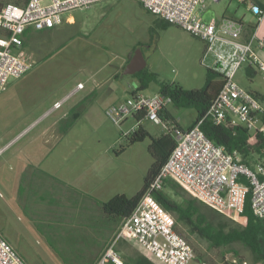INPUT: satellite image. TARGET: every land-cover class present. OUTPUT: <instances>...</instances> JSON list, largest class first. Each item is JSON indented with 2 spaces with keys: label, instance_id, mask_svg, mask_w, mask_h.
Here are the masks:
<instances>
[{
  "label": "rangeland",
  "instance_id": "1",
  "mask_svg": "<svg viewBox=\"0 0 264 264\" xmlns=\"http://www.w3.org/2000/svg\"><path fill=\"white\" fill-rule=\"evenodd\" d=\"M212 5L218 15L225 12L231 18L253 20L249 7L247 9L241 0H218ZM152 18L136 1L103 0L86 8L66 11L62 14L60 25L50 31H33L34 35L26 40L24 56L32 61L33 66L25 75L12 80L9 90L6 89L0 94V122H10L18 117L20 127H26L55 99L63 97L78 81L83 82L85 89L48 117L47 120L51 119L54 126L59 125L60 118H56L68 110L82 93L93 90V79L102 84H98L92 98H86L82 102L90 104L88 111L81 112L64 135L63 141L55 142L60 148L63 142L68 141L73 161L77 158L82 160V170L85 172L81 174L84 179L81 180L78 168L66 171L64 165L55 166V173L65 178L53 175L49 181L50 186L57 192V198L55 204L50 205L48 216L43 212L41 219L29 218L16 206V201L13 202L8 197L7 183L0 182V213L5 212L8 215L2 218L7 230H4L5 234L1 230L0 232L7 240L17 241L15 245L21 250L18 253L27 264H94L96 253L109 238V242L115 240L120 230L115 222L104 218L97 200L103 201L117 193L132 196L143 185L144 177L153 161L148 151L150 138L146 137L120 150L126 141L124 131L135 120L128 116L117 125L105 115L102 108L106 99L124 100L130 94L128 84L131 85V81L136 80L132 74H124L120 79L104 83L105 78L116 70V66L123 65L128 60V53L134 48V52H137L141 45L139 50L147 56L148 69H153L158 74V81H175L185 88L203 86L207 65L202 63L203 41L176 25H170L164 30L158 28V36L151 37L149 26ZM155 44L157 45L154 46ZM245 68L244 65L236 72L235 80L247 89H264L261 75L256 73L251 80ZM157 82L152 81L142 90L143 93L157 91ZM109 84L115 85L113 93L109 92ZM39 97L44 99L35 107L34 98ZM171 110L183 126L189 125L196 116L193 108L172 105ZM142 125L151 135H158L161 128H164L161 124L153 125L149 121H143ZM39 127L40 125L35 124L21 139L30 149L35 146H31V139ZM57 152L56 147L53 156ZM94 161L101 167L95 169ZM94 175L98 176V182L104 184L102 187L106 186L103 190L99 187L98 190L91 189V193L78 189L77 185L80 184L90 186L91 177ZM44 184V180H37L34 186L40 187ZM65 190H72L68 198L64 197ZM166 191L176 200H180V196L170 188H166ZM87 198L93 199L97 204ZM206 210L213 223L225 224L226 229L238 224L232 212L220 214L208 208ZM178 229L193 250L204 261H209V264H224L223 258L232 261L241 258L247 264H261L254 262L251 252L240 243L210 247L206 241L188 235L181 229V225ZM132 240L137 242L134 238ZM11 245L16 249L12 243ZM132 249L136 248L126 245L120 253L126 254ZM152 259L156 264H164L153 255Z\"/></svg>",
  "mask_w": 264,
  "mask_h": 264
},
{
  "label": "built area",
  "instance_id": "2",
  "mask_svg": "<svg viewBox=\"0 0 264 264\" xmlns=\"http://www.w3.org/2000/svg\"><path fill=\"white\" fill-rule=\"evenodd\" d=\"M100 1L103 0H26L16 4L0 0V29L8 32L0 35V93L6 90L11 79L20 78L33 66L24 56L23 33L27 28L41 30L57 26L66 11L86 8ZM136 1L146 11L201 39L205 44L202 61L211 54L208 67L219 71L223 82L205 115L195 125L187 129L173 127L175 145L169 156L131 213L123 219L116 239L106 245L94 264H124L116 248L122 233L134 238L164 264H209L196 258L191 245L175 230L173 216L161 207L153 192L173 178L208 205L233 212L243 210L249 194L252 213L264 222V163H245L238 150L228 151L200 128L203 119L209 117L215 124L240 123L264 137V106L260 98L235 80L242 66L251 65L264 81V60L258 53L264 41L254 32L242 38L243 26L238 20L212 18L204 21L202 13L208 1L218 0ZM249 9L258 22L264 16V6L251 2ZM83 87V82H77V89ZM64 101L57 100L53 105L59 108ZM169 102V97L160 92L145 94L133 89L124 100L106 106L104 113L117 125L135 114L161 124L164 122L159 112ZM133 129L135 127L124 134ZM0 264H27L1 232Z\"/></svg>",
  "mask_w": 264,
  "mask_h": 264
},
{
  "label": "trees",
  "instance_id": "3",
  "mask_svg": "<svg viewBox=\"0 0 264 264\" xmlns=\"http://www.w3.org/2000/svg\"><path fill=\"white\" fill-rule=\"evenodd\" d=\"M3 1H13L16 4H23L26 0ZM170 25L172 24L163 19L157 20L156 27L153 26L150 28L151 37L157 35L158 28L164 29ZM54 27L41 30L26 29L23 33V45H25L26 40L30 39L31 35H34L32 33L33 31H50ZM7 34V31L0 29V35ZM245 72L251 80L253 76L258 73L251 65H246ZM132 75L138 79V90H144L152 81H158V74L149 70L147 66ZM222 82V74L216 69L206 66L205 81L200 88H185L175 81H158L157 84L159 87L158 91L169 97L170 102L175 107L193 108L196 111L195 118L191 120L188 126V128H191L205 115L209 106L217 96ZM248 90L260 98V94L256 90L252 88ZM75 107L76 108L68 110L67 113L60 118L59 121L61 125L59 124L58 129L61 134H65L73 126L74 122L83 111L82 107L79 109V105ZM141 116V114H135V119L140 120ZM159 116L167 128L165 132L158 135H151L147 129L140 124L127 134H124L126 138L125 145H122L120 148V150H124L133 143L140 142L146 137L150 138L148 151L153 161L144 177L141 189L132 196H128L124 193H117L109 200H97V203L100 205L99 209H101L104 218L109 222H115L119 229L121 228L123 219L131 213L175 145V139L171 131L173 127H181V125L177 122L176 118L168 112L166 106L159 112ZM200 128L214 142L224 145L228 151L238 150L245 163H264V137L260 132L251 131L240 123L227 122L215 124L209 117L203 119L200 123ZM166 188H170L175 194L179 195L180 200L173 198L166 191ZM153 196L163 209L169 211L174 216L175 230L179 231L178 228L179 225H181V229L188 235H193L206 241L210 247L217 248L228 246L235 242L240 243L251 252L254 262L264 264V222L255 217L252 213L249 194L246 196L242 211H229L237 218L238 224L228 229L225 228V224L213 223L209 219V212L206 209H211L220 214L226 211L203 202L192 194L184 185L173 178L167 179L161 189L153 192ZM132 239L133 238L128 234L122 233L116 241V248L120 252L124 250L126 245L136 248L132 249L129 253L122 254L124 264H156L152 259V254L148 251H144L140 243L138 241L133 242ZM194 253L199 260L204 259L200 254L198 255L196 251ZM234 253L237 255L238 252L235 250ZM223 261L224 264H242L243 260L238 258L235 262L223 258Z\"/></svg>",
  "mask_w": 264,
  "mask_h": 264
},
{
  "label": "crops",
  "instance_id": "4",
  "mask_svg": "<svg viewBox=\"0 0 264 264\" xmlns=\"http://www.w3.org/2000/svg\"><path fill=\"white\" fill-rule=\"evenodd\" d=\"M1 1H3V0H1ZM133 1H136V0H133ZM3 2H13V1H3ZM214 2H217V1H209L207 6H206V9L203 11L202 18L204 21H209L212 18H215V19L231 18V17H229L230 15L226 16L225 12H223V14H221V15L216 14L214 7L212 5ZM241 2L247 7V9H248L249 4L251 2H254L260 6H264V0H241ZM136 3H138V5L143 10H145L138 1H136ZM146 12L149 13L153 17L151 20V25L149 26V30H150L151 27H153V26L156 27V21L160 20L161 18L153 15L152 13H150L148 11H146ZM250 12H251V10H250ZM251 14L253 16V20H251V21H245V19L241 18V17H234V18L232 17L231 19L238 20L242 24V26H243L242 38H248L252 34V32H254L258 39H261L264 41V16L258 22L256 16L252 12H251ZM169 27L170 26H168L164 29H167ZM164 29L160 28V30H164ZM27 30H34V29L27 28ZM150 39H151V37H150ZM203 44H204V42H203ZM156 45L157 44H155L154 46H156ZM139 47L141 49V45ZM149 47H151V46H149ZM134 49H132L128 53L127 62H124L123 65L116 66L115 67L116 70L105 78L104 83L109 82V80L111 81V80L120 79L121 75L122 76L124 75L123 70H124L126 64L128 63L130 57L132 56L131 52H133ZM204 50H205V44H204ZM258 53L261 56V58L264 60V46H262L261 48L258 49ZM140 54H141V57L144 58V60H145L144 67L147 66L149 68L147 56L142 51H140ZM211 57H212V55L210 54V56L207 57V62L202 61V63L207 64L205 66H208L209 62L212 59ZM151 70L153 71V69H151ZM259 75H260V73H259ZM102 78H104V77H102ZM15 79H18V78H15ZM15 79H11L9 81L6 89L9 90V88L12 84L11 83L12 80H15ZM78 82H81V81H78ZM93 82L95 83V87L93 88V90L90 89L89 92L82 93L80 95L79 99L77 101L73 102V104H71L69 106L68 110H70L72 108H76L75 106L79 105L80 108L79 107L78 108L81 109V107H82L83 113H86L88 111L90 104L89 103H82V102L86 98H92V96L95 95L94 91L97 89L98 84L102 85V84L98 83L96 79H93ZM76 84L66 94H64L63 97L55 99L51 103V105H49L46 109H44L39 114L38 118L35 119L33 121V123H31L30 125H27L26 127H23V128L20 127V124L18 123L19 122L18 117H16V119H14L10 122H5V123L0 122V182L7 183L6 187L8 188V190L6 192L8 193V197L11 200H13V202L16 201V206H18L21 209V211L23 213H25L31 219H37V218L41 219V217H42L41 213L43 214V212L45 214L47 213L46 215L48 216V214L50 212L49 211L50 205H54L56 202L57 192L49 184V181H50V179L52 180L53 175H57V173H55V171H54L55 166L64 165V169L66 171H70L72 168H78L79 169V179L84 180V179H82V176H81V174L83 172H85L84 170H82V165H83L82 160L80 161V160H78L79 158H77L76 160L73 161V153H70L71 146L69 145V142L68 141L63 142V144H61V146H63V148L61 146L59 148V144L55 143L57 141L59 143L61 141H63L64 135L66 133L61 134L59 129H58L59 125L57 124L56 126H54V123L51 119L47 120L48 117H50V115H53L56 110L60 109L65 102L70 100L79 91L85 89V85L83 88L77 89ZM138 84H139V82H138L137 78H136V80H132L131 85L128 84L129 92H131L133 89H138ZM114 88H115V85L109 84V92L111 91L113 93ZM158 89H159V87H158ZM158 89L154 93L159 92ZM253 89L256 90L260 94L259 95L261 98L260 100L264 106V89L258 88V87L253 88ZM139 91H142V90H139ZM2 93H0V94H2ZM106 93H107V91H106ZM151 94H153V93H151ZM34 99H36L35 100V107H36L38 104L40 105V102H42L44 98L41 99L39 97V98H34ZM57 100H65L63 102L62 106L59 108H55L53 105L54 102ZM120 100L121 99H113V100L109 101L106 99L102 103L103 104L102 105L103 110L109 104L116 103ZM172 105L173 104L171 102H169L166 105V109L168 110V112L171 113L172 116H174L172 113V110H171ZM68 110L64 111L56 119L61 118L63 115H65L67 113ZM21 112H22V110H21ZM22 113L25 114L24 112H22ZM132 117L135 120V123L130 125L125 131L132 129L133 127L136 128V126L143 124V121H149V120H146L144 118H141L138 122L137 119H135V116H132ZM176 120L181 125L180 121L177 118H176ZM50 121H52V122H50ZM149 122L152 123L151 121H149ZM35 124H36V126L40 125V127L38 128V130L36 131V134L31 139L32 140L31 146H33V145H35V146H33L30 149L29 146H25V143L21 142V139L30 131V129L31 130L33 129L32 127H34ZM152 124L153 125H160V124H154V123H152ZM161 125L164 126V128L166 127L164 125V123H161ZM188 126L189 125H186V126L181 125V127L183 129H187ZM164 128L163 127L161 128L160 133L165 132ZM56 129H57V132L55 131ZM56 147H57L58 152H57V155L53 156ZM93 163L95 164V169H98L99 167H101V165L99 163H97L96 161H94ZM57 176H59V178H62L61 175H57ZM63 178H65V177H63ZM91 178H92V182L89 183L90 186L80 184V185H77L78 189L82 190V191L86 190L87 192L93 193L91 191V189L98 190V188L100 187L101 190H103L106 187V186L102 187L104 184L98 182V176L94 175ZM10 180H12L11 183H8ZM37 180H41V181L44 180L45 184L42 186L40 185V187H39V185H38V187H35L34 184L36 183ZM65 181H66L65 183L68 184L67 180H65ZM69 189H70V186H69ZM71 192H72V190L71 191L65 190L64 191V197L68 198L70 196ZM99 193H102V192H99ZM113 196H111V197H113ZM111 197H109L108 199H103V201L109 200ZM87 199L90 200L92 203H96L93 199H90V198H87ZM6 217H8V215H6L5 212L0 213V230L2 231L3 234H5L4 230L5 231L7 230L6 229L7 225L4 222H2V218L4 219ZM12 228H15V227L13 226ZM14 233L17 235L16 231H14ZM109 239L102 246V248L96 253V256L94 257V263L96 262L98 257L101 255V253L105 249L106 245L109 243ZM8 241L11 242L16 247L17 251H19V252L21 251L20 249H18V246L15 245L17 241L15 242L14 240H11V239H8Z\"/></svg>",
  "mask_w": 264,
  "mask_h": 264
},
{
  "label": "water",
  "instance_id": "5",
  "mask_svg": "<svg viewBox=\"0 0 264 264\" xmlns=\"http://www.w3.org/2000/svg\"><path fill=\"white\" fill-rule=\"evenodd\" d=\"M140 49V47H138ZM130 57L128 63L126 64L123 74H134L135 72L141 70L145 65L144 58L141 57L140 50ZM140 54V55H139Z\"/></svg>",
  "mask_w": 264,
  "mask_h": 264
},
{
  "label": "flooded vegetation",
  "instance_id": "6",
  "mask_svg": "<svg viewBox=\"0 0 264 264\" xmlns=\"http://www.w3.org/2000/svg\"><path fill=\"white\" fill-rule=\"evenodd\" d=\"M133 53H134V50H133V52H132L131 54L133 55ZM131 54H130V55H131Z\"/></svg>",
  "mask_w": 264,
  "mask_h": 264
}]
</instances>
